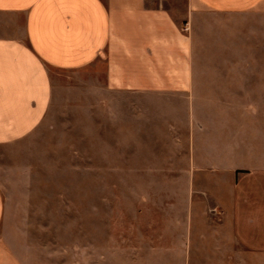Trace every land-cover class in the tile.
<instances>
[{
  "label": "crops",
  "instance_id": "1",
  "mask_svg": "<svg viewBox=\"0 0 264 264\" xmlns=\"http://www.w3.org/2000/svg\"><path fill=\"white\" fill-rule=\"evenodd\" d=\"M89 68L98 175L136 207L84 226L80 264H264V0H0V264H44L3 160L40 144L53 75Z\"/></svg>",
  "mask_w": 264,
  "mask_h": 264
},
{
  "label": "rangeland",
  "instance_id": "2",
  "mask_svg": "<svg viewBox=\"0 0 264 264\" xmlns=\"http://www.w3.org/2000/svg\"><path fill=\"white\" fill-rule=\"evenodd\" d=\"M97 76L90 68L53 75L58 102L47 116L49 128L40 144L10 152L3 160L10 174L23 176L18 183L3 184L21 193L11 200L12 222L26 224L17 233L44 264H65L72 257L80 264L84 226L127 224L133 206L135 213L128 176L98 175ZM102 155L106 164L113 162L114 152ZM123 159L116 157L118 163Z\"/></svg>",
  "mask_w": 264,
  "mask_h": 264
}]
</instances>
